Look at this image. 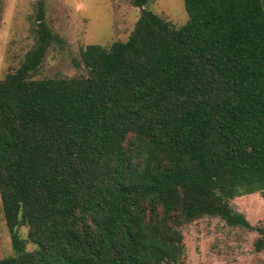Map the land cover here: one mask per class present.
<instances>
[{
    "label": "trees",
    "instance_id": "16d2710c",
    "mask_svg": "<svg viewBox=\"0 0 264 264\" xmlns=\"http://www.w3.org/2000/svg\"><path fill=\"white\" fill-rule=\"evenodd\" d=\"M130 1L128 38L88 44L73 76L37 75L63 42L38 1L0 79V264H186L187 223L253 227L230 201L264 195V0H184L182 26Z\"/></svg>",
    "mask_w": 264,
    "mask_h": 264
},
{
    "label": "rangeland",
    "instance_id": "374dc122",
    "mask_svg": "<svg viewBox=\"0 0 264 264\" xmlns=\"http://www.w3.org/2000/svg\"><path fill=\"white\" fill-rule=\"evenodd\" d=\"M39 0H0V79L15 70L35 43ZM45 21L60 38L47 50L38 76H73L76 60L88 44L126 40L142 7L130 0H44ZM148 7L176 26L187 23L184 0H150ZM1 201V195H0ZM253 227L230 225L219 216L204 215L183 227L186 264H264L255 240L264 229V195L246 193L230 201ZM20 235L27 237L28 226ZM35 245L29 244V248ZM14 253L10 231L0 221V259Z\"/></svg>",
    "mask_w": 264,
    "mask_h": 264
}]
</instances>
